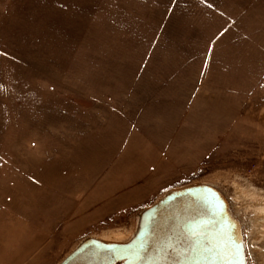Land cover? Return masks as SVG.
<instances>
[{"label":"rangeland","instance_id":"1","mask_svg":"<svg viewBox=\"0 0 264 264\" xmlns=\"http://www.w3.org/2000/svg\"><path fill=\"white\" fill-rule=\"evenodd\" d=\"M195 183L264 198V0H0V264Z\"/></svg>","mask_w":264,"mask_h":264},{"label":"water","instance_id":"2","mask_svg":"<svg viewBox=\"0 0 264 264\" xmlns=\"http://www.w3.org/2000/svg\"><path fill=\"white\" fill-rule=\"evenodd\" d=\"M246 264L240 227L224 197L195 183L143 209L123 243L84 238L58 264Z\"/></svg>","mask_w":264,"mask_h":264},{"label":"bare ground","instance_id":"3","mask_svg":"<svg viewBox=\"0 0 264 264\" xmlns=\"http://www.w3.org/2000/svg\"><path fill=\"white\" fill-rule=\"evenodd\" d=\"M209 185L214 187L224 197V199L226 200L227 205H228L229 213L237 221V223L240 227L241 237H242V242H243V248H244L245 263L246 264H253L252 263L253 262L252 256H253L254 259L256 260V263L261 264V261L259 259L261 257H264V249L258 247L254 241L259 240L260 238H262L264 236V198H259L257 196H248V198H245L246 197L245 194H240L236 191L233 192L231 197L226 198V196L224 195V193L221 190H219L218 188H216L212 184H209ZM232 201L237 203V204H245V205L248 204L249 206L251 205L254 207V214H252L250 217H248L247 222H245L246 226H244V224H243L244 220L242 221V218H243L242 215H240L239 212L237 215V213L234 210L232 211V209H230V203H232ZM136 226H137V223H136ZM136 226H135L131 236L125 240H120L121 238L118 239L119 236H121L120 234L115 236V237H117L116 239L114 237L115 240L108 239V238L100 239L98 237H94V238H97V239L105 241V242L123 243V242L128 241L132 237V235L134 234V232L136 230ZM258 260L260 261V263H258ZM262 262L264 263V260Z\"/></svg>","mask_w":264,"mask_h":264}]
</instances>
